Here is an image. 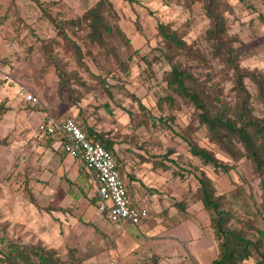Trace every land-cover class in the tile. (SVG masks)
Wrapping results in <instances>:
<instances>
[{
  "label": "rangeland",
  "instance_id": "obj_1",
  "mask_svg": "<svg viewBox=\"0 0 264 264\" xmlns=\"http://www.w3.org/2000/svg\"><path fill=\"white\" fill-rule=\"evenodd\" d=\"M40 1L43 3L39 4L37 0H0V83L3 85L0 103L7 98L9 107L6 113L0 114V247L4 246L2 239L6 242L15 240L25 244H41L55 249L65 261L69 259L68 251L72 247L78 257L84 258L78 264H111L110 245L114 242L111 237L123 235L125 231L132 235L138 230L137 226H121L106 219L105 215H99L98 201L95 203L94 199L76 209L82 211L86 205L87 210L90 207L86 216L94 226L84 222L85 227H78L69 217V225L64 221L61 224L55 222L63 218L62 215H54L52 211L60 201L64 197H69L70 201L77 200L82 192L77 188L73 172L70 174L68 171L52 181L58 189L48 191V179L58 169L55 158H58L57 162L59 159L63 162L66 155L57 148L55 138L39 132V124L51 118L62 122L65 117L71 116L77 118L83 128L88 125L104 128L119 139L116 155L120 161L125 159L122 154L135 153V150H139L138 145L147 143L143 148L153 152L148 153L153 160L148 161L150 173L137 179L141 185L139 188L143 195L155 196L158 205L166 206L169 196L165 187L168 188L169 184L175 195H181L194 190L199 183L195 176L186 174L188 172L182 177L176 176L173 173V170H178L176 165L167 171L156 168L154 160H160L167 148L175 147L182 158L179 160L180 167H192V162L196 164L197 161L190 157L187 144L181 141L176 132H182L191 122L197 123L193 122L194 114L190 107L171 110L165 105L162 110L157 106L158 96L166 86L164 74L171 68L156 47L160 44L157 22L172 23L190 44L205 51L210 60L209 68L197 66L198 62L189 61L182 55L176 60L194 64L195 71L202 79L212 76L211 80L222 91L221 96L230 101L234 100V94L230 91L233 72L211 53L206 41V31L211 20L202 11L201 0H139L138 3L112 0L106 17L112 27L119 26L125 31L129 42L124 43L118 31L107 35L104 43L92 41L90 36L94 31L89 28L91 22H83L80 28L70 30V35L83 47L88 69L78 66L63 45L55 44L58 56L67 70L77 71L81 77V82L74 75L64 76L65 80L61 81L54 62L41 48L44 38L55 36L53 26L43 17V10L47 9L61 18H76L96 0ZM227 1L232 6L226 15L229 42L238 54L236 64L241 71L264 74V0ZM143 56L153 61L150 67L144 62ZM122 60L126 61L128 71L121 63ZM244 83L252 94L255 114L264 117V105L257 98L256 84L248 77L244 78ZM20 85L26 86L39 101L34 104L20 97L17 94ZM106 85L113 86L115 97L132 110L140 111L138 102L128 97L125 91L136 94L157 115H175V120L171 121L172 128L147 130L141 127L135 131L133 127L130 128L129 115L122 108H117L113 114L101 110L97 106L110 100ZM205 133L202 127L196 130L194 136L201 145L213 149L220 159L233 162L228 154L209 142ZM203 167L216 181L220 192L242 187L238 199H229V204L241 210L244 217L253 215L252 222L264 226V184L256 176L250 160L242 159L237 164L238 169L229 173L217 174L213 167ZM119 169L127 187L132 183L133 172L128 171L124 165ZM171 179L174 181L170 182ZM85 190L96 192L92 184ZM189 202L193 218L172 230L165 229L159 239L168 240L164 244L166 249L176 246L177 250L182 249L191 262L202 261L206 264L212 256L211 245L202 254L196 253L194 241L201 238L202 244H205L212 238L216 247L218 243L208 211L194 198ZM133 203L137 205L136 200ZM150 212L152 217H166L170 214L167 209L160 208L155 211L150 208ZM177 218L183 219L182 216ZM168 235L172 237L168 238ZM65 264L74 263L66 261ZM247 264L255 262L250 259Z\"/></svg>",
  "mask_w": 264,
  "mask_h": 264
},
{
  "label": "trees",
  "instance_id": "obj_2",
  "mask_svg": "<svg viewBox=\"0 0 264 264\" xmlns=\"http://www.w3.org/2000/svg\"><path fill=\"white\" fill-rule=\"evenodd\" d=\"M130 3H138L139 0H127ZM202 11L210 18L211 24L206 31V41L210 47L211 53L218 61L225 63L233 72L232 85L230 91L234 94V100L230 101L221 96L220 87L213 83L211 77L202 79L195 69L194 64H185L181 60H176L180 55L185 56L189 61L198 62L197 66L211 67L208 55L201 47L190 44L180 31L170 22L158 21L157 34L160 37V44L156 46L161 55L171 65V68L164 74L163 81L166 86L163 92L158 96L157 106L164 110L167 105L171 110L182 109L187 106L193 109V124H188L182 132H176L181 141L187 144L190 157L196 160L191 163L192 167H180L179 160L181 156L175 147H169L162 154L160 160H154L156 168L170 170L173 165L178 167L173 170L176 176L182 177L185 172L195 176L199 185L190 190L187 194L177 195L174 205L178 209L176 216L189 217V200H198L208 211L210 224L214 230L217 240V253L212 264H247V261L253 259L255 264H264V226L256 225L254 216L244 217L241 210L229 204V199L237 200L242 193V187L237 186L234 189L220 192L216 181L208 175L203 166H211L218 174L220 172L229 173L238 169L237 164L244 158L252 163L256 176L260 177L264 184V117H259L254 112V106L251 102L252 94L244 83V78L248 77L257 86V98L264 105V74H256L251 71H241L236 64L238 54L235 47L229 42L227 11L232 6L227 0H201ZM37 3L43 2L37 0ZM112 5V0H96L80 16L76 18H61L52 12L43 10V17L54 28L55 36L44 38L41 44L47 57L54 62L58 71L57 75L61 81L64 76L74 75L80 82L81 77L77 71H68L67 67L59 58L55 44L63 45L72 55L78 66L88 69L85 62L86 53L83 47L70 35V30L78 29L83 22L90 21L89 28L94 31L90 39L98 40L102 43L106 41L107 35H112L113 31H118L124 43L129 42L123 30L109 23L106 12ZM261 17V15H260ZM264 21V18H263ZM132 58V55L129 57ZM143 60L150 67L153 63L151 59L143 56ZM126 71L129 70L126 61L121 62ZM196 66V67H197ZM105 82V80H104ZM109 101L98 105L101 110L113 114L117 108H122L129 115V126L136 131L141 127L147 130L161 128H172L175 115L155 114L144 102L133 92H126L128 97H132L138 102L140 111L132 110L126 107L122 101L115 97L112 90L113 86L106 85ZM120 87L121 86H118ZM9 110L7 98L0 103V114ZM205 128V135L209 142L215 147L220 148L229 155L233 162H225L220 159L215 151L207 146L201 145L195 138L194 133L199 128ZM89 137L101 142L116 157L118 166L124 163L120 161L116 154L119 150V139L113 133L88 125L83 128ZM46 136L55 138L53 134L45 133ZM143 143L138 145L139 150L131 153L140 159V162H148L152 159L144 150ZM127 149H132L128 147ZM177 155L174 157L173 155ZM124 155H129L125 152ZM122 154V157L124 158ZM183 169V170H182ZM98 200L97 194L93 197ZM235 224H240L238 227ZM97 229V228H96ZM4 243L0 247V264H65L66 261L78 264L84 261V258L76 255L75 248L68 251L69 259L62 260L55 249L46 248L41 244H25L15 240Z\"/></svg>",
  "mask_w": 264,
  "mask_h": 264
},
{
  "label": "crops",
  "instance_id": "obj_3",
  "mask_svg": "<svg viewBox=\"0 0 264 264\" xmlns=\"http://www.w3.org/2000/svg\"><path fill=\"white\" fill-rule=\"evenodd\" d=\"M38 130H39V126H38ZM40 133L44 134L43 132ZM56 143H57V148L60 149V151L66 156L63 162L60 161L61 159H59V162H57L58 158H55V162L58 165L56 166V168H58L56 171L58 175L56 173L55 174L52 173V175H50L48 179V181L50 180V184L47 185L48 191L49 189L54 191L55 188L58 189L57 184H52V181L55 180L57 176L60 178L61 173L64 174L66 171H68L70 174L71 172H73V176L76 177V183L78 184L77 188L82 192V194L78 197L77 200L74 201H70L68 199L69 197L68 198L64 197L62 201H60V204L57 206V208H54V210L52 211L54 212V215L55 214L57 216L62 215L63 218L61 219L59 218L60 220L58 219L55 222L61 224L64 221L68 223L67 225H69V223L71 224V222H69L68 220L69 217L71 218V220L73 219L72 223L76 224L78 227L79 225L85 227L86 224L84 222L86 223L90 222V219H88L86 216L87 215L86 213L90 207L87 210V205H86V208H84V210L82 211L80 210L77 211L76 209H79L78 207H80L84 202H86V204L90 203V199H93V197L97 193L96 192L93 193L91 190L89 191L85 190V188L90 184L88 181V172H89L88 168L81 165L77 160L72 159L66 154V152L62 147L61 140L59 138H56ZM124 158H125L124 163H122V165H124L128 171L133 172V175L131 177L132 183H129L127 186L128 193L131 199V204L135 207L148 206L154 211L158 210L159 208L167 209L170 214L169 216L167 215L166 217H162V216L152 217L150 215L149 218L143 220L139 225H137L138 230L136 231V233H133L132 235H128V233H126L125 231L123 232V235L112 236L111 239L114 242H112L110 245V258L112 262L111 264H203L202 261H198L197 263L191 262L189 260V257L183 254L182 249L177 250L176 246H174V248L173 249L171 248L170 250L166 249L164 244L168 240H163V239L160 240L161 239L160 234H162V231H164L165 229L172 230V228H174L178 224H181L185 222V220H189L193 218L190 207H188V212L191 214L189 217H182L183 219L177 218L176 214L178 210L174 205L175 199L172 200V197H176L177 195H175L171 191L172 185L168 183L169 180L167 181V183L169 184L168 186L169 189L165 187V191L169 196V203L166 206L158 205V198H156L155 196L151 197L150 195L147 196L143 195L142 190L139 188L141 185L137 179L141 177H146V175L150 173L148 169L149 166L148 162L142 163L140 162V159H138V157H135L132 154H130V156H124ZM171 181L173 182L174 180L171 179L170 182ZM59 189L63 190V188L61 187H59ZM133 200L137 201V205L133 203ZM71 207L72 208L75 207V209L73 208V210H71ZM105 218L108 219L106 216ZM90 223L93 225L92 222ZM167 237L169 238L172 236L168 235ZM202 241L203 240L201 238L194 241L193 245L195 246L196 249L195 252L196 253L201 252L202 254L205 251V248L211 245L210 255L212 254V256L211 259H209V261H206V264H212V261L214 260L217 253L216 244H214L212 238H210V241H207L205 244H202ZM208 242L210 244H208Z\"/></svg>",
  "mask_w": 264,
  "mask_h": 264
},
{
  "label": "built area",
  "instance_id": "obj_4",
  "mask_svg": "<svg viewBox=\"0 0 264 264\" xmlns=\"http://www.w3.org/2000/svg\"><path fill=\"white\" fill-rule=\"evenodd\" d=\"M2 88L0 83V91ZM17 94L30 103L39 101L23 85H20ZM39 131L59 138L64 151L88 168V181L95 187L98 196L99 214L121 226H137L150 217L148 206L135 207L131 204L128 189L112 151L89 137L75 117L67 116L62 122L53 118L43 121L39 125Z\"/></svg>",
  "mask_w": 264,
  "mask_h": 264
}]
</instances>
